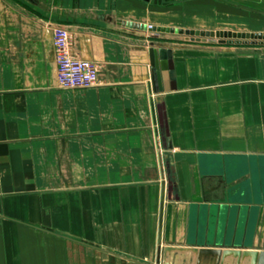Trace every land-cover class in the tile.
<instances>
[{
	"label": "crops",
	"instance_id": "crops-1",
	"mask_svg": "<svg viewBox=\"0 0 264 264\" xmlns=\"http://www.w3.org/2000/svg\"><path fill=\"white\" fill-rule=\"evenodd\" d=\"M57 27L96 86H59ZM159 28L264 33V0H0V264L264 251V45Z\"/></svg>",
	"mask_w": 264,
	"mask_h": 264
},
{
	"label": "built area",
	"instance_id": "built-area-1",
	"mask_svg": "<svg viewBox=\"0 0 264 264\" xmlns=\"http://www.w3.org/2000/svg\"><path fill=\"white\" fill-rule=\"evenodd\" d=\"M150 30L153 26L149 25ZM57 77L59 86L66 89H85L99 82V69L89 60L74 56L71 33L62 27L54 30Z\"/></svg>",
	"mask_w": 264,
	"mask_h": 264
},
{
	"label": "water",
	"instance_id": "water-1",
	"mask_svg": "<svg viewBox=\"0 0 264 264\" xmlns=\"http://www.w3.org/2000/svg\"><path fill=\"white\" fill-rule=\"evenodd\" d=\"M158 31L185 34L187 35L186 38L192 41L218 40L220 43L264 45V33H242L231 31H184L182 29L170 28H159ZM194 250H196L194 252L198 254V264H200V261L203 257L214 258L216 264H220L222 257L231 253L238 257H249L251 264H264V251H242V249L223 250L221 248H202Z\"/></svg>",
	"mask_w": 264,
	"mask_h": 264
},
{
	"label": "bare ground",
	"instance_id": "bare-ground-1",
	"mask_svg": "<svg viewBox=\"0 0 264 264\" xmlns=\"http://www.w3.org/2000/svg\"><path fill=\"white\" fill-rule=\"evenodd\" d=\"M202 259H203V264H213V263L216 264V261L214 258L203 257ZM202 259L200 261V264L202 262Z\"/></svg>",
	"mask_w": 264,
	"mask_h": 264
}]
</instances>
